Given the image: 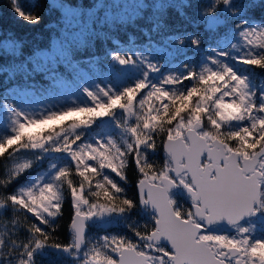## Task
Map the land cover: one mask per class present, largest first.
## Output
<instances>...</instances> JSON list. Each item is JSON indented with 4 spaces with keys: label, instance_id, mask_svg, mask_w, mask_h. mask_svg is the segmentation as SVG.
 Wrapping results in <instances>:
<instances>
[{
    "label": "snow or ice",
    "instance_id": "6c2138e0",
    "mask_svg": "<svg viewBox=\"0 0 264 264\" xmlns=\"http://www.w3.org/2000/svg\"><path fill=\"white\" fill-rule=\"evenodd\" d=\"M64 7L63 39L6 78L22 72L34 90L37 75L52 89L71 80L81 102L35 108L17 102L28 92L0 94V264H264V77L257 83L254 71L264 70V19H249L264 14V0H209L195 13L191 0ZM116 25L135 26L147 47H116L107 53L116 82L89 81L96 55L85 53ZM173 50L193 59L170 66ZM130 165L139 174L131 197ZM65 187L66 243L56 223ZM119 226L131 235L108 231Z\"/></svg>",
    "mask_w": 264,
    "mask_h": 264
},
{
    "label": "trees",
    "instance_id": "16d2710c",
    "mask_svg": "<svg viewBox=\"0 0 264 264\" xmlns=\"http://www.w3.org/2000/svg\"><path fill=\"white\" fill-rule=\"evenodd\" d=\"M64 5H82V7H87L91 5L92 0H55ZM193 4V8L189 9L190 13H195V11L202 7L203 5L207 4L209 0H191ZM18 3L22 9L25 11H30L31 14L38 15L40 17L39 23L36 24H29L28 22L23 21L19 18L13 9V4ZM61 16V9L52 3V0H0V31L3 34H9L13 40L20 43L22 48L14 54L13 51L9 50H1L0 51V66H6L5 72L0 74V94H8L11 90H14L20 85H25L24 81L21 79L23 76L22 72H18L17 77L11 83L6 78L8 72L16 70L18 64L24 61L26 56H29L35 49L39 48H47L49 47L52 37L57 34V22H59ZM250 20L259 21L263 19L262 13H256L255 15L250 14ZM172 24L179 26L180 21L174 15L170 21ZM138 23L142 24L143 21H138ZM184 27H188L185 25ZM189 31L192 29L189 27ZM105 32L108 33L107 39H96L94 41V47L91 48L90 52L85 53V55H91L95 53L96 58L102 60L105 55L109 51H114L116 47H118L117 42H112V39L119 37L121 41H119L122 45H127L128 49L131 46L139 45L142 46L147 41L145 37L141 35L140 31H138L135 26H125L120 27L119 25L113 26L110 30L106 27L104 29ZM175 31V28L173 29ZM128 37H130V41H128ZM174 38V37H173ZM162 39V37L153 36L152 40L158 42ZM131 42V43H128ZM128 43V44H127ZM174 51V50H173ZM192 60L193 55L191 51H188L185 55L184 53H176L174 51L172 57H170V66H175L177 63L178 65L183 63V61ZM92 66V65H91ZM85 66L88 70H92V68ZM101 67L104 68L103 64L101 63ZM13 69V70H11ZM105 69V68H104ZM254 71L257 73V79L264 77V70H260L255 68ZM39 84L37 85L38 88L36 89H45V85L49 82H45L44 79L37 75L35 78ZM186 84L189 82H185ZM90 131V130H89ZM160 141L157 140V153L152 157L155 161L157 167H159L162 163L164 153L159 147ZM3 162V158L0 157V163ZM47 166V164H43L39 169L36 171L43 169ZM128 181L127 184L124 186L127 189L128 196L137 195L136 192V183L139 178V174L134 171V166L130 165V167L126 170ZM34 174V173H33ZM78 177L74 176V181L78 180ZM124 182H122L123 184ZM71 195L70 192L65 187L64 191V200L62 202V214L57 218L56 223L58 224L57 233L60 236V239L63 242H68V226L70 223V218L73 215L74 210L71 206ZM30 216V214H29ZM133 219H137L140 223H143V219L137 216H133ZM21 221L23 222V218L21 217ZM112 234H121V235H131L129 230L123 226L113 227L109 229ZM92 234L96 236H100L105 234L104 230H92ZM40 257H37V261L39 262ZM47 264V261L44 262Z\"/></svg>",
    "mask_w": 264,
    "mask_h": 264
},
{
    "label": "rangeland",
    "instance_id": "374dc122",
    "mask_svg": "<svg viewBox=\"0 0 264 264\" xmlns=\"http://www.w3.org/2000/svg\"><path fill=\"white\" fill-rule=\"evenodd\" d=\"M120 2L122 4H132V3H135L136 0H120ZM52 3H54L55 6H57L58 8L61 9L60 20H59V22H57V26H56L57 34L52 37V40H51L49 47L39 48L41 50H45V49L50 50L54 44H56L58 41L62 40L63 39L62 32L64 31V29L66 27L65 22H64V11H65L64 6H66V5H64L58 1H55V0H52ZM67 6H69V5H67ZM70 6H74V5H70ZM92 7H93V0H92L91 5H89L87 7H82V8L84 10H87L89 8H92ZM116 11H122V10H116ZM129 12H131V8H129ZM102 13H103V10H101L100 13H98V16L102 15ZM263 19H264V14H263ZM261 20H259V21H253L252 20V22L254 24H259L261 22ZM70 31H79V29L75 28V29H71ZM12 41H15V40H13L9 34H7V33L3 34L0 31V51L1 50H3V51L9 50V51H13L14 54L19 52L15 49H12L9 47V43ZM119 41H121V39L119 37L112 39V42L118 43L119 48L127 50L128 49L127 45H122ZM128 41H130V37H128ZM153 42H154V47L159 46L158 43H155L156 41L153 40ZM233 42H235V41H233ZM128 43H131V42H128ZM147 43L148 42L144 43V45H142V46H139V45L136 46L133 44L131 46V49L133 51H135L136 48H140L141 50H144L147 47ZM165 43H167V41H165ZM36 50L37 49H35L32 53H34ZM110 52H112V50L111 51L108 50V53H110ZM173 53H174V51H173ZM101 59H103V62H102V60L96 58V60L93 62L92 66H91L92 70H88V68L85 67L86 78L89 81H93V80H95L97 82L103 81V84H107L110 81L113 83L116 82L117 77L112 72V67H111L112 62L110 61V58L106 54L105 57L101 58ZM101 63L103 64L105 69L103 67H101ZM175 66L178 67L179 66L178 63ZM11 70H13V69H11ZM256 82L260 83L261 79H257ZM49 83L47 85H45L44 90H42V89H40V90L35 89L34 90L31 88H26L25 85L22 84V85L18 86L17 88H15L14 90H11L8 94L13 93V92H18V93L28 92L29 95H27V96H23V95L17 96V98H16L17 102L18 103L27 102L30 106H33L35 108H43L45 106L59 107L60 105H66L68 103H71L73 100H76L77 103L81 102V99H78V97H81V93L77 90V87L74 84H72L71 80H69L67 82L69 86L64 87V88L52 89L51 87H49ZM103 84H102V86H103ZM72 119H75V117H69L68 120L66 121V123L70 122ZM57 124H59V122H57ZM51 127H53L52 124H48L46 126H43V128H51ZM41 130L42 129H40V128H34V129H31L30 131L34 134L35 132L41 131ZM46 168H47V166L43 169L38 170V171H44V170H46ZM112 175L114 176L115 174H112ZM116 179L119 180L118 177H116Z\"/></svg>",
    "mask_w": 264,
    "mask_h": 264
},
{
    "label": "water",
    "instance_id": "95a60500",
    "mask_svg": "<svg viewBox=\"0 0 264 264\" xmlns=\"http://www.w3.org/2000/svg\"><path fill=\"white\" fill-rule=\"evenodd\" d=\"M136 192H137V189H136ZM68 228H69V226H68Z\"/></svg>",
    "mask_w": 264,
    "mask_h": 264
}]
</instances>
